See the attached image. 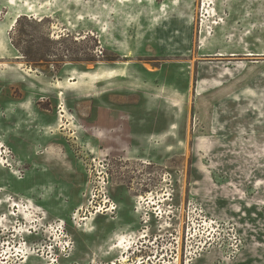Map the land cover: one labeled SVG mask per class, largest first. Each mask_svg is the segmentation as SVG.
I'll use <instances>...</instances> for the list:
<instances>
[{
	"label": "rangeland",
	"instance_id": "374dc122",
	"mask_svg": "<svg viewBox=\"0 0 264 264\" xmlns=\"http://www.w3.org/2000/svg\"><path fill=\"white\" fill-rule=\"evenodd\" d=\"M144 240L264 264V0H0V264Z\"/></svg>",
	"mask_w": 264,
	"mask_h": 264
},
{
	"label": "flooded vegetation",
	"instance_id": "af4514ba",
	"mask_svg": "<svg viewBox=\"0 0 264 264\" xmlns=\"http://www.w3.org/2000/svg\"><path fill=\"white\" fill-rule=\"evenodd\" d=\"M115 205H117V204H115ZM119 213H120V209L118 208V205H117V216L119 215ZM118 218H119V216L117 217V219ZM156 227H157V225H155V228ZM153 235H154V233L149 236V241L153 237ZM145 242L146 241L144 240V242L140 246L141 247L140 250H134L130 253V256H128L127 264H136L137 262H139L140 259L142 260L143 264H148L147 261L151 258L150 255L153 254V251L151 250V248L149 246L143 247V244H145ZM161 251H162V249H161ZM156 256H157V254H156ZM156 256H155V258H156ZM160 258L162 259L161 255H160ZM145 259H147V261H145ZM178 262L180 263V258L178 259ZM159 263H161V262H159ZM112 264H122L119 251L113 257Z\"/></svg>",
	"mask_w": 264,
	"mask_h": 264
},
{
	"label": "bare ground",
	"instance_id": "6f19581e",
	"mask_svg": "<svg viewBox=\"0 0 264 264\" xmlns=\"http://www.w3.org/2000/svg\"><path fill=\"white\" fill-rule=\"evenodd\" d=\"M250 56V55H249ZM111 211V210H110ZM98 214H100V213H102V211L101 210H98V212H97Z\"/></svg>",
	"mask_w": 264,
	"mask_h": 264
},
{
	"label": "trees",
	"instance_id": "16d2710c",
	"mask_svg": "<svg viewBox=\"0 0 264 264\" xmlns=\"http://www.w3.org/2000/svg\"><path fill=\"white\" fill-rule=\"evenodd\" d=\"M19 22V21H18ZM17 47L19 48V45L17 44Z\"/></svg>",
	"mask_w": 264,
	"mask_h": 264
}]
</instances>
